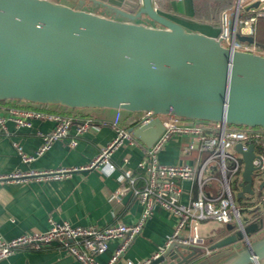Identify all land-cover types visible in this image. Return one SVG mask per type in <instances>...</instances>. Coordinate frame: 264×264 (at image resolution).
I'll return each instance as SVG.
<instances>
[{"label":"water","instance_id":"water-1","mask_svg":"<svg viewBox=\"0 0 264 264\" xmlns=\"http://www.w3.org/2000/svg\"><path fill=\"white\" fill-rule=\"evenodd\" d=\"M91 1L115 17L73 2L0 0V101L151 112L145 123L125 124L146 147L164 132L165 115L189 124L264 127V56L233 46L256 43L254 36L236 31L237 16L227 45L224 33L213 37L188 30L163 14L155 0ZM253 157L251 146L244 153V191L238 198L253 192ZM263 229L264 217L235 231L227 224L208 250L232 246L228 264H262L264 238L252 236ZM204 252L174 242L145 261L190 264Z\"/></svg>","mask_w":264,"mask_h":264},{"label":"built area","instance_id":"built-area-1","mask_svg":"<svg viewBox=\"0 0 264 264\" xmlns=\"http://www.w3.org/2000/svg\"><path fill=\"white\" fill-rule=\"evenodd\" d=\"M256 1H260L257 8L246 10L247 6ZM263 2L264 0H234L221 10L220 23L222 33L225 35V44H231L233 16H237L236 31L245 34L244 30L248 27V34L255 36L254 23L259 17H264V7L261 6ZM233 46L264 56V47L256 43L236 41ZM143 113L139 124L149 121L154 116L151 112ZM35 119H50L55 122V126L43 135V142L34 154H27L17 146L25 163L33 161L49 150L55 141L68 137L74 122V117L70 114L51 112L40 107L0 103V128L6 133L9 121L14 123L16 128H21L31 127ZM162 121L165 126L164 132L151 147L146 148L143 159L138 163L141 174L135 176L132 170L125 169L122 176L130 184L113 196L119 198L120 193L131 191L144 205L141 219L137 223L117 222L106 227H97L72 225L67 221H51L50 227L45 231H28L11 239H5L0 235V261L21 248L40 250L56 243L82 264H101L97 256L108 251L110 244L116 241L118 245L106 263L114 264L140 233L143 222L158 206L173 211L178 220L166 246L153 255L152 259L163 255L174 242L199 246L206 253L209 252L207 240L200 233L202 222L214 221L223 227L232 224L235 231L264 217V127L236 126L221 122L189 124L186 119L174 115L162 116ZM111 124L116 133L115 137L108 145L102 147L88 168L101 165L114 171L116 165L110 162L111 153L124 140L131 142L137 140L125 126L123 110H115ZM87 125V122L78 124L77 135L83 134L87 130ZM176 135L190 137L184 153L197 151L193 163L160 162L159 152ZM69 143L76 146L78 139L71 138ZM238 145L241 147L240 150L237 149ZM251 146L254 153L251 184L253 192H244V196L238 198V194L244 191V153ZM72 170L61 168L29 173L17 171L0 177V180L28 177L58 179ZM138 181L143 183L141 187L137 186ZM186 181L191 183V188H184L183 183ZM183 197L187 200L183 201ZM148 262L143 261L139 264Z\"/></svg>","mask_w":264,"mask_h":264},{"label":"crops","instance_id":"crops-1","mask_svg":"<svg viewBox=\"0 0 264 264\" xmlns=\"http://www.w3.org/2000/svg\"><path fill=\"white\" fill-rule=\"evenodd\" d=\"M74 6H81L96 14L114 18V13L91 0H58ZM234 1L231 0L230 3ZM228 3V4H230ZM157 4V3H156ZM226 4L225 6H227ZM171 10H159L191 31L213 37H220L222 26L218 21H207L198 11L197 0H171ZM224 6V7H225ZM158 7V5H157ZM223 7V8H224ZM234 16L232 17L233 21ZM256 31L264 35V19L254 23ZM248 34V27L244 30ZM253 36V35H251ZM255 37V36H254ZM11 105L38 107V105L16 102ZM55 106V105H50ZM51 112L70 114L74 117L68 137L54 142L52 147L29 163H25L18 151L21 147L27 154H34L43 142V135L51 131L55 122L50 119H35L31 127L16 128L14 123H7L8 132L0 128V177L14 172L50 171L61 168L73 169L61 178L46 179L28 177L16 180H0V235L11 239L28 231H45L51 221H67L72 225L106 227L113 223H137L142 216L144 205L131 191L113 196L122 188L129 186V181L122 174L130 169L133 174H141L138 163L143 159L146 146L140 141L124 140L110 155V162L116 165L114 171L101 165L88 168L99 155L102 147L108 145L116 133L111 120L115 109L84 108L65 112L55 107ZM143 112L123 111V121L130 127L138 122ZM87 122V130L77 135V125ZM137 124V125H138ZM77 138L76 146L70 145V139ZM190 137L173 136L159 152L163 164L193 163L197 151L184 153ZM125 158L127 161H125ZM138 187L143 183L138 181ZM185 189L191 183H183ZM186 201V197L182 198ZM177 215L168 209L155 207L153 213L143 222L140 233L130 243L126 251L114 264H139L162 250L174 232ZM214 222V221H210ZM202 236L207 243L223 236L225 227L219 223H203ZM118 242L110 244L108 251L97 256L101 264H106L117 247ZM234 252L232 246L209 251L196 257L190 264H201L210 258V254ZM0 264H82L64 248L54 243L43 249L21 248L0 261Z\"/></svg>","mask_w":264,"mask_h":264},{"label":"trees","instance_id":"trees-1","mask_svg":"<svg viewBox=\"0 0 264 264\" xmlns=\"http://www.w3.org/2000/svg\"><path fill=\"white\" fill-rule=\"evenodd\" d=\"M170 1L171 0H155V2L158 5V8L162 11H170L171 6H170ZM231 0H197L198 2V11L202 13V18L207 21H218L220 19V13L223 7L230 3ZM259 19H264V17H259ZM255 41L256 44L264 47V35H261V33L258 32V29L255 33ZM17 101H0L1 104H12L16 103ZM18 103V102H17ZM37 105V104H34ZM41 109L49 111L51 107H55L57 110L61 109L63 111H74L75 109H70V108H65L62 106H50V105H38ZM138 122H135L134 125H137Z\"/></svg>","mask_w":264,"mask_h":264},{"label":"rangeland","instance_id":"rangeland-1","mask_svg":"<svg viewBox=\"0 0 264 264\" xmlns=\"http://www.w3.org/2000/svg\"><path fill=\"white\" fill-rule=\"evenodd\" d=\"M261 6L264 7V2L261 4ZM203 223H210L211 224V223H214V222H210V221L202 222L201 225H200V233L201 234H202V227H204V226H202ZM225 233H226V230H224V231L222 230V234L224 235ZM262 238H264V229L261 232L256 233L255 235H253L252 240L253 241H259ZM204 253H206V252H204ZM233 253L229 252L228 254L222 253V254H219V255L215 254V253L210 254V258L208 260H206V262H202L201 264H228L230 262V260H231V256L233 255ZM261 262H262V264H264V259H262ZM249 264H256V263L255 262H251Z\"/></svg>","mask_w":264,"mask_h":264},{"label":"flooded vegetation","instance_id":"flooded-vegetation-1","mask_svg":"<svg viewBox=\"0 0 264 264\" xmlns=\"http://www.w3.org/2000/svg\"><path fill=\"white\" fill-rule=\"evenodd\" d=\"M253 237V236H252Z\"/></svg>","mask_w":264,"mask_h":264}]
</instances>
